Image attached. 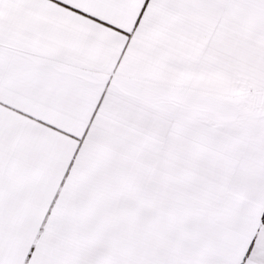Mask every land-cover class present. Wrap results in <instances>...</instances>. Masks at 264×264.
<instances>
[{
    "label": "crops",
    "instance_id": "obj_1",
    "mask_svg": "<svg viewBox=\"0 0 264 264\" xmlns=\"http://www.w3.org/2000/svg\"><path fill=\"white\" fill-rule=\"evenodd\" d=\"M159 210L264 264V0H0V264L135 259Z\"/></svg>",
    "mask_w": 264,
    "mask_h": 264
},
{
    "label": "snow or ice",
    "instance_id": "obj_2",
    "mask_svg": "<svg viewBox=\"0 0 264 264\" xmlns=\"http://www.w3.org/2000/svg\"><path fill=\"white\" fill-rule=\"evenodd\" d=\"M69 223L79 227L84 235L95 226L94 218L87 213ZM195 232L192 221L164 210L125 217L114 243L136 258L116 264H184L175 258L176 251L190 246Z\"/></svg>",
    "mask_w": 264,
    "mask_h": 264
}]
</instances>
